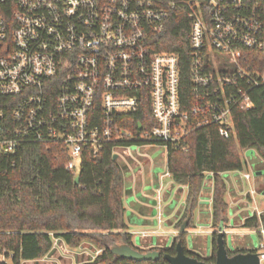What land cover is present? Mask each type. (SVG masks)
<instances>
[{
    "label": "built area",
    "instance_id": "built-area-1",
    "mask_svg": "<svg viewBox=\"0 0 264 264\" xmlns=\"http://www.w3.org/2000/svg\"><path fill=\"white\" fill-rule=\"evenodd\" d=\"M6 1L0 0V150L6 153L28 140L60 141L69 156L65 167L78 175L83 149L97 153L104 142L123 141L129 143L113 145L111 153L125 169L150 148L163 145L166 153L201 126L234 135V107L249 108V90L264 85V69L249 59L251 50L264 52V0H13L4 15ZM173 21L185 24L189 98L182 96L179 54L160 42ZM139 112L132 127L117 122ZM132 144L141 150L129 151ZM225 173L251 178L241 170ZM168 177L165 163L154 192L159 226ZM241 193L252 199L256 189ZM260 212L254 207L247 215ZM255 230L264 235L263 226ZM259 248L264 264V239ZM0 256L3 264L11 254Z\"/></svg>",
    "mask_w": 264,
    "mask_h": 264
},
{
    "label": "trees",
    "instance_id": "trees-1",
    "mask_svg": "<svg viewBox=\"0 0 264 264\" xmlns=\"http://www.w3.org/2000/svg\"><path fill=\"white\" fill-rule=\"evenodd\" d=\"M6 2L7 10L1 9L4 15L10 14L13 7V0ZM180 27L184 28L185 24L173 21L160 42L166 50L179 54L182 96L189 98L187 38ZM249 59L254 67L264 69V52L251 50ZM248 94L252 105L244 108L238 104L233 109L234 135L222 137L217 126L210 124L189 131L178 146L169 144L167 169L174 184L186 187L184 206L174 223L175 228L179 229L184 220H188L186 228L193 226L200 192L210 186V226L225 220L227 185L220 173L242 170L240 150L243 149L255 150L264 160V85L251 88ZM139 118L142 112L120 117L117 122L132 127ZM122 142H104L97 153L83 149L78 183H74L73 171L65 167L69 156L60 141L28 140L13 153L0 150V251L11 254L12 264L45 256L56 240L70 247H78L86 241L100 250L94 257L76 260L74 264H169L163 254H174L177 241L187 255L214 261L216 231L211 232L209 256L185 247L186 231L178 230L168 246L143 248L134 245L124 219V167L111 153V147ZM207 172H212L211 183L205 179ZM260 225L264 228V210L258 215L244 216L240 223V227L248 229ZM120 243L141 252L158 250L160 256L156 260L124 259L110 252L112 246ZM257 250L236 248L227 252L231 255Z\"/></svg>",
    "mask_w": 264,
    "mask_h": 264
},
{
    "label": "crops",
    "instance_id": "crops-1",
    "mask_svg": "<svg viewBox=\"0 0 264 264\" xmlns=\"http://www.w3.org/2000/svg\"><path fill=\"white\" fill-rule=\"evenodd\" d=\"M153 148L148 150V155L146 157H139L138 161H131L130 165L124 169V182H123V207H124V219L127 224V229L129 232H139L146 231V236L139 235V244L135 246L138 247H153V246H168L172 242V238L175 235L173 233L176 228L174 227L175 221L180 217L183 206L176 208L175 205L172 206L173 200L171 199L172 185L174 184L172 179L165 182V187L163 191L164 204L162 205V219L163 223L158 225L157 219L155 217V197L154 192L158 186V175L160 173H154L153 167L155 165V159L152 157L151 152ZM166 163V153H163L162 166L163 169ZM227 190L225 194H228V198L231 203L234 204L236 210L234 213L235 225L240 226L241 219L247 214L251 213L252 210L248 209V204L251 202V198L247 200L242 199V184L240 178H225L223 175ZM165 179V178H164ZM208 179L211 183V178ZM164 181V180H163ZM256 191L261 192L264 190V182L257 179ZM175 196L180 198L183 189L186 190L185 186H178ZM211 187V186H210ZM203 188L200 192L199 200L195 208V221H205L210 223V204L208 202V197L211 194V188ZM261 189V191H259ZM186 195V194H185ZM225 198V196H224ZM185 199V196H184ZM225 201L227 202L226 198ZM237 203L241 205L240 209H237ZM228 204V203H227ZM258 211H263V208H258ZM253 209V208H252ZM240 210V211H239ZM194 217V216H193ZM194 226V225H193ZM212 232V231H211ZM189 234V245L191 248L185 246L188 250L195 251L203 256H209L211 253L207 251V240L210 231L203 227H200L194 231H187ZM171 237V241H169ZM233 242L235 249L238 248H251L248 245V241L245 235H235L233 237Z\"/></svg>",
    "mask_w": 264,
    "mask_h": 264
},
{
    "label": "rangeland",
    "instance_id": "rangeland-1",
    "mask_svg": "<svg viewBox=\"0 0 264 264\" xmlns=\"http://www.w3.org/2000/svg\"><path fill=\"white\" fill-rule=\"evenodd\" d=\"M154 150L151 152L152 157L155 159V165L153 167L154 173H162L164 172L163 166H162V159H163V153H164V146H156L153 148ZM129 151H139L140 148L137 147V145L132 144L128 147ZM240 157L243 164L242 172H248L251 174L250 180L246 181L240 178L239 175H236V178H240L242 189L241 191H247L250 188L256 189V183L255 180L259 179L264 182V160L257 154V152L253 149H243L240 150ZM256 172H260L259 174H256ZM225 178H235V174L232 173H225L223 175ZM206 178H211V176L207 175ZM167 180H170V178H165L164 182ZM166 185V184H165ZM264 188L263 186L261 187ZM178 187L176 185H172V191H171V199L173 200L172 206L175 205L176 208H179L181 206H184V196L186 194V190L183 189V192L180 195V198H177L175 196V192H177ZM261 191V189L259 190ZM225 198L227 200L228 206L226 211V219L225 220H219L214 227L210 226V223L208 222L195 221V214L193 217L194 226H190L186 228V231L190 230L191 232L194 230L199 229L200 227H203L205 229H208L210 231V234L208 235L207 240V251L210 252L211 249V231L216 232H224V244L227 250L233 251L235 249V245L233 242V237L237 234L239 235H245V238L248 241V245L253 249H258L260 246V242L263 240V236L258 234V232L255 229H248V228H242L240 226L235 225V217L234 215L236 213L234 204L231 203L230 199L228 198V194H225ZM164 204V201L162 202V205ZM257 206L258 208L264 207V195L261 192L256 191V193L253 195V198L251 199V202L248 204V209L252 210ZM237 209L241 208V205L237 203ZM240 211V210H239ZM195 213V210H194ZM189 234L184 235L185 239V246L187 245L188 248H191L189 245ZM132 241L136 245L139 244V234H134L131 236ZM57 241V240H56ZM54 243V251L50 256H43L41 258L35 259L34 261H26L22 262L20 261L19 264H74L76 263V260L80 261H86L89 258L94 257L97 253L98 249H95L94 247L90 246L88 242L83 241L80 246L78 247H70L65 245L62 242ZM171 241V237L168 242ZM238 248V247H237ZM260 249V248H259ZM100 252V251H99ZM1 257V256H0ZM5 264H12L10 259L5 260Z\"/></svg>",
    "mask_w": 264,
    "mask_h": 264
},
{
    "label": "water",
    "instance_id": "water-1",
    "mask_svg": "<svg viewBox=\"0 0 264 264\" xmlns=\"http://www.w3.org/2000/svg\"><path fill=\"white\" fill-rule=\"evenodd\" d=\"M259 173L260 172H256V174ZM78 182L79 175H75L74 183ZM262 194L264 195V190L262 191ZM187 223L188 220H184L178 230L181 232L186 231ZM58 242L59 240L56 241V243ZM215 242L216 248L214 252V261L212 262L199 260L195 257L187 255L180 241H177L174 245V254L164 253L163 258L167 260L169 264H260L257 251L235 252L229 255L224 244V232H216ZM54 249L55 247L53 246L48 251L46 256H50ZM110 252L124 259H131L135 261L156 260L160 256V252L158 250L141 252L126 243H120L112 246L110 248Z\"/></svg>",
    "mask_w": 264,
    "mask_h": 264
}]
</instances>
